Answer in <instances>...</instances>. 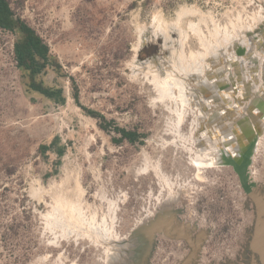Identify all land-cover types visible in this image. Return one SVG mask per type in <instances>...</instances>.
<instances>
[{"label": "rangeland", "instance_id": "1", "mask_svg": "<svg viewBox=\"0 0 264 264\" xmlns=\"http://www.w3.org/2000/svg\"><path fill=\"white\" fill-rule=\"evenodd\" d=\"M11 2L48 42L52 64L36 75L17 66L14 44L22 33L0 29V264H141L152 238L131 239L132 232L165 206L172 231H156L144 264H251V248L264 264L256 245L263 225L253 234L264 203L246 191L233 165L201 167L195 160L199 131L205 146L212 145L204 124L213 115L178 86L165 93L154 72L142 71L171 98L161 101L153 82L132 72L137 58L161 54V38L138 50L147 28L179 24L184 49L198 50L193 27L207 34L213 27L235 30L238 22L259 27L264 0ZM242 46L251 54L239 74L231 66L221 88L238 91L229 100L234 106L246 104L238 79L258 84L256 67L264 79V46H252L246 36ZM34 81L53 96L34 89ZM99 115L136 132V139L118 141L119 133L99 126ZM253 119L244 120L252 126ZM232 129L223 132L236 134ZM247 182L264 200L262 132ZM56 202L65 225L75 220L108 239L57 240L44 219Z\"/></svg>", "mask_w": 264, "mask_h": 264}, {"label": "bare ground", "instance_id": "2", "mask_svg": "<svg viewBox=\"0 0 264 264\" xmlns=\"http://www.w3.org/2000/svg\"><path fill=\"white\" fill-rule=\"evenodd\" d=\"M258 24L259 27L251 28L242 22H238L234 24L235 26L233 25L235 30L232 31L213 27V30H210L208 34L199 33L198 29L193 27L194 34H197L200 39L201 48L198 50L190 49L189 51L184 49L187 35L179 24L165 23L151 26L142 33L141 40L137 44L138 50L141 46L142 37L146 35L149 39H162L161 54L146 60L139 66L135 65L134 69L137 70L136 74L141 72L148 79H150V76L144 74L142 71L154 72L162 91L172 94L173 87L178 86L184 96L189 95L193 97L195 103L202 109L203 113L213 115L211 122H205L204 124L205 134L211 139L212 145L205 146L204 141L200 137L202 133L199 131L195 140V160L201 167L221 166L232 163L239 173L246 191H252L253 195V190L247 182V168L254 151L257 149L260 134L261 132L264 133V122L260 123L259 120L262 113L254 108L255 106H260V110L264 111V79L260 77L263 70L260 72L258 67H256L254 73L255 80L262 83L259 88V83L256 85L246 84L240 79L237 80L236 86L243 89L246 93L243 96L246 104L243 106L241 104L237 106L229 104V100L232 97L238 96V91H233L232 89V91L221 92V88L224 85V76L231 66L233 65L236 74H239L244 68L243 57L251 54L250 49L245 50L242 46L244 36L249 39L252 46L255 45L257 48L258 46H264V19L260 20ZM174 33H176V37H173ZM150 81L153 82L151 79ZM154 86L157 96L161 101L171 99L163 96L155 84ZM186 104L192 105L190 102ZM251 115L254 121L252 120L253 125L249 126L244 119ZM237 119L246 124L251 133H256L257 144L252 153H250V157L246 155L247 151L244 146L248 142L247 139L241 138V140L239 138L237 123H235ZM214 120H217L218 123L214 122ZM232 123L234 126L236 125V129L233 130L236 133V139L239 138L241 140L237 145L235 142H230L227 145L228 141L222 140V136L217 135V131L221 133L224 130L230 131L232 129L230 124ZM169 198L171 199L172 196H169ZM168 211L170 212L169 206H165L156 215L144 218L139 228L133 231L131 239L137 240L138 238H143V240L148 241L153 237V229L156 226H163L165 231H172V223L169 220L170 213H167ZM48 217L49 223L62 227V234L69 235V233H73L62 238L89 236L96 243H102L104 239H108V236L99 238L91 232H87L88 226H79L75 220H71L69 224L65 225L62 210L60 209L55 211L53 215H48ZM260 235L261 237H259L258 242L256 240V245L261 248L264 257V237H262L264 232ZM130 264H138V260H134Z\"/></svg>", "mask_w": 264, "mask_h": 264}, {"label": "trees", "instance_id": "3", "mask_svg": "<svg viewBox=\"0 0 264 264\" xmlns=\"http://www.w3.org/2000/svg\"><path fill=\"white\" fill-rule=\"evenodd\" d=\"M0 29L19 30L22 33L21 38L14 44V59L17 66L28 70L31 75H36L52 64V54L48 42L16 12L11 0H0ZM32 87L48 96H53V91L36 81L32 83ZM96 117H98V124L103 130L120 134V137L117 138L118 141L136 139V132L118 126L114 119L108 120L104 115Z\"/></svg>", "mask_w": 264, "mask_h": 264}, {"label": "water", "instance_id": "4", "mask_svg": "<svg viewBox=\"0 0 264 264\" xmlns=\"http://www.w3.org/2000/svg\"><path fill=\"white\" fill-rule=\"evenodd\" d=\"M149 27V26H148ZM148 41H149V38L146 36V35H144L143 37H142V41H141V46H140V48L142 47V46H144L145 44H147L148 43ZM139 48V49H140ZM145 61H141V60H139L138 58L135 60V64L137 65V66H139V65H141V64H143ZM132 72L134 73V74H136V72H137V70H134V69H132ZM139 73H141V72H139ZM259 94V93H258ZM255 108V110H257V111H259V112H261L262 114H261V116H260V118H259V120H260V123H262V122H264V111H262V109L260 110V106H255L254 107ZM235 123H237V128H238V133H239V138L241 139H247V143H245V147H246V155L248 156V157H250L251 155H250V153H252V151L254 150V148H255V146H256V144H257V142H256V133L255 134H253V133H251V131L248 129V127H247V125L246 124H244V123H242L241 122V120L240 119H237L236 121H235ZM236 129V128H235ZM218 130H219V128H218ZM231 131H233V129L231 130ZM261 131V130H260ZM218 133H217V135L219 134V136L221 137L222 136V140H224V141H233L235 138H236V135L235 134H233V133H230V134H227V133H225V132H223V133H221L220 131H217ZM237 138H238V136H237ZM237 139V140H234L235 141V144L237 145L241 140L240 139ZM229 164H231L232 165V163H227V164H225V165H229ZM249 192H251V194H252V191H250L249 190ZM253 195V194H252ZM59 210V204H57V202H56V205L53 207V209H52V211H50V214H46V215H44V219H45V228L47 229V230H50L51 232H53L54 233V235L56 236V239L58 240V239H60V238H62V237H66V236H69V235H72L73 233H69V235H64V234H62V227H60L59 225H55V224H51V223H49L48 222V215H53V213L55 212V211H58ZM139 225H141V224H139ZM139 225L134 229V230H137L138 228H139ZM133 230V231H134ZM158 230H165V228L163 227V226H161V227H155L154 229H153V237H152V239H151V241H150V243H149V246H148V251H147V254L146 255H144L143 256V261H142V263L141 264H144V262H145V259H146V256H148V254H149V252H150V248H151V244H152V241H153V239H154V235H155V233H156V231H158ZM133 233V232H132ZM131 233V234H132ZM130 234V235H131ZM56 239H54V242H56ZM128 239V238H127ZM127 239H123V242L124 241H126Z\"/></svg>", "mask_w": 264, "mask_h": 264}, {"label": "flooded vegetation", "instance_id": "5", "mask_svg": "<svg viewBox=\"0 0 264 264\" xmlns=\"http://www.w3.org/2000/svg\"><path fill=\"white\" fill-rule=\"evenodd\" d=\"M248 193H250V192H248ZM252 196L254 197V199L256 200V202H257V198H258V200H260L262 203H264V200H261L260 197H256V195H252ZM257 204H258V202H257ZM256 215H258V218H257V222L255 224V228H253V234H254L255 229L257 228V226H258L259 223H260V226L263 225V227H264V212L261 215H260V212H257ZM253 234H252V238H253ZM250 245H251V243H250ZM251 250L253 252V256L250 255V257L252 259V263L251 264H263V260H262V256H261L260 252H257L255 250H253L252 248H251ZM237 264H244V262H238Z\"/></svg>", "mask_w": 264, "mask_h": 264}]
</instances>
